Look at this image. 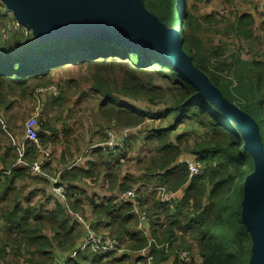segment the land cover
<instances>
[{"label": "trees", "instance_id": "16d2710c", "mask_svg": "<svg viewBox=\"0 0 264 264\" xmlns=\"http://www.w3.org/2000/svg\"><path fill=\"white\" fill-rule=\"evenodd\" d=\"M143 2L148 12L164 25L179 27L184 49L189 41L193 42L188 0ZM238 18L236 34L254 38V16L246 13ZM11 39H15L20 50H8L4 45L6 42L2 44L0 39V104L6 108L12 107V95L16 91L22 96H34L37 88L49 85V77L63 67L86 62L91 67L102 65L106 70L113 71L122 63L127 67L124 77L111 79L95 74L88 83L89 90L85 95L99 98L101 117L120 129L136 128L150 120L168 122L166 127L161 123L149 130L159 146L153 160L145 168V176L155 179L162 192L183 191L182 196L161 201L156 195L158 193L159 196V190L144 194L142 189H137L141 196V211L148 215L147 225L155 242L150 246L154 264L167 263L172 257H175L173 264H182L179 260L181 251L191 253L194 244L198 247L200 260L191 264H250L253 240L242 221V200L246 177L254 169L253 158L244 148L245 143L235 124L209 99L202 97L184 74L165 63L153 51L94 37L41 41L32 33L27 38L19 33ZM188 52L191 53L190 50ZM218 52L208 54L203 48L196 49L193 52L195 65L209 76L225 98L257 121L264 143V129H261L264 125V60H245L234 55L229 62L222 60L214 63L212 59H217ZM164 69L167 71L165 74ZM146 72L160 76L169 84L156 85L152 81H143L142 75ZM164 96H168L171 102L163 103ZM6 97H9V103L4 100ZM140 99H145L146 107L134 104ZM161 104L167 105L164 112L149 109ZM184 118L195 119L205 129V137L194 142L192 147L188 145L187 150L185 147L191 138L188 133L178 135L175 141L169 137V133ZM40 128L38 134L42 147L29 141L25 144L23 160L29 164L43 156L42 150L47 149L51 135L55 134L48 120L41 121ZM46 130L51 131L50 136L43 133ZM102 140L106 141L107 135ZM11 151L15 148L12 147ZM97 151L104 156L101 149ZM185 152L203 164L201 174L190 177L187 164L180 162ZM7 158L9 154L5 153L1 160L4 165L0 171V176H4L0 177L1 200H7L11 193L16 195L13 209L3 210L0 221L12 226L8 230L12 235L9 239L16 249L28 247V264H58L54 245L66 254H72L79 250L78 243L86 236L83 224L72 214L85 213L76 181L90 176L92 171L69 165L60 173L59 184L66 187V201L59 198L55 207L50 209L42 203L31 205L30 201L24 203L20 199L23 189L18 190L15 182L29 175V168L15 166L18 156H12L10 161ZM94 167L92 164L91 168ZM112 177L110 173V181ZM44 181L48 183L46 179ZM114 181L117 182V179ZM132 188L130 184L122 183L120 193ZM90 204L93 222L89 223L85 215L82 217L92 229L103 233L100 227L104 226L107 234H103L118 239L132 254L149 247V238L136 230L139 219L131 202H118L116 196H111L101 202L90 199ZM47 229L54 233L53 237L45 233ZM167 244L168 250L165 249ZM5 253V248H2L0 256ZM115 253L100 255L88 247L68 257L65 264H118ZM138 258L136 260L144 263L147 260L145 257Z\"/></svg>", "mask_w": 264, "mask_h": 264}, {"label": "rangeland", "instance_id": "374dc122", "mask_svg": "<svg viewBox=\"0 0 264 264\" xmlns=\"http://www.w3.org/2000/svg\"><path fill=\"white\" fill-rule=\"evenodd\" d=\"M257 1L258 0H232V5H230L224 3L223 0H214V6L218 12L220 11L219 13L221 15L226 12L224 17L228 14L227 12H230V15H236L237 13L246 10H252L257 14ZM193 2L194 0L189 1L191 9ZM0 4L5 5L2 1H0ZM177 28L179 27L177 26L176 29ZM31 33L34 36L37 35L38 39H41L42 35L39 36L40 34L38 33L34 34L32 30ZM259 34L260 32H258V35ZM15 35L19 36V34H12L11 37ZM263 37L264 33H261L258 36L259 40H257V38L253 40V42L252 40H244L241 44L234 39L229 41L224 40L222 37H215L216 40H214V46L223 41L228 45L227 55L231 56V54L234 53V50L238 49L242 57L245 59L264 60ZM8 38L5 40V46L8 47L7 49H12V51L16 49L20 50L16 47L15 39ZM189 43L190 41L188 42V46L191 47ZM185 49L188 51V47ZM212 60L216 63V61H222L223 59L218 56L217 59L213 58ZM132 66L134 65L132 64ZM100 67L103 66L97 65L95 68V66L91 67L87 65L86 62H83L81 64H72L71 67H63L56 70L53 76L49 77V80L46 79L48 80L47 84L49 85L39 87L34 96L26 95L20 97V101H17L18 104L13 111L14 116L11 120L12 129L9 128V125H7L3 118L2 127L4 126V130L0 131V171H2L4 165H2L1 160L7 150L1 152V148H15V151L13 152L8 151L10 159H12V156H18L16 145H19V143L22 144L23 141H27L25 131L26 123L29 120L33 118L37 120L38 132L41 130V121L44 120H48L51 125L57 129V133L55 134L51 135L50 133H46V135L52 136V139L49 140L46 145L47 149H45L49 153L47 161L48 168L45 170V175L47 176L35 175L32 172H30L29 175H25L24 178H21L23 185L22 183L18 185L20 189H23V193L21 194V197L20 195L19 197L25 203L27 201L26 197L32 194L30 198L31 205L42 203L48 208V205L53 203L56 198L55 195L48 193V189L51 188L50 179L52 177H58L60 173L64 172L67 167L73 165V163L77 167H82L84 169L90 168L92 171L90 176H84L76 181V184L78 185L77 192L79 197L83 200V211L85 212L79 213L83 217L85 215L89 220V223L93 222L90 199H94L96 202H101L105 197H111L106 195L110 191L109 189L112 187L115 179H117V181L122 179L123 184H130L133 187L132 189H142L144 194H150L152 190H159V196L158 193L156 194L157 199L161 201H170L163 200V192L158 188L156 180L145 176V168L153 160L159 146L158 140L156 137L151 136L149 130L156 128L157 125L161 123L166 127V123L168 122L163 120L160 123L158 120H150L136 128L125 130L105 121L101 117L99 98L92 95H85L89 90L88 83L92 80L95 74L105 75L111 79L122 78L126 74L127 67L122 63L121 67L118 66L113 69V71H108L104 67ZM158 69L161 68L158 67ZM163 73L165 74L167 71L164 69ZM142 79L145 82L152 81L156 85L169 84L168 81H164L160 76L158 77L156 74L150 72L143 74ZM62 91L65 92L63 93ZM12 96L14 97V95ZM58 99L61 101L58 102ZM4 100L9 103V97H6ZM170 102L171 100L168 96L163 97V103L168 104ZM134 104L141 108L146 107L145 99H140L139 103ZM165 107H167V105L161 104L159 107L154 106L149 109L151 111L155 109L158 112H164ZM0 109L8 110L2 104H0ZM171 122H174V120H171ZM68 129L71 131L66 132ZM261 129L263 131L264 125H261ZM109 133L112 134L111 139L115 138L118 141L125 139L123 146L116 148L118 150L116 152L114 151L115 149L112 150L105 146L107 144L106 141L102 142L103 136L107 135V140L110 138ZM185 133H188L191 136L185 150L188 149V145L192 147L195 144L194 142L205 137V129L193 118L190 120L186 118L180 120L177 128L169 133V137L172 141H175L178 135ZM38 139V146L40 147L42 141L40 142V137ZM98 149H101L104 156L97 151ZM180 158V162L195 160V157L189 152H185ZM92 164L95 165L93 169L91 168ZM110 173L113 175L111 181L107 177ZM0 177L4 178V176ZM44 179H46L48 183H46ZM49 182L50 185L47 186ZM43 187L45 194L40 189ZM178 193H180V191ZM181 194L176 195L175 193L173 198H176L177 196L180 197L182 196ZM14 197L15 196H8L7 200H1L0 198V214L3 210L12 208ZM79 213H75V216L72 214V217L79 219L77 217L78 214V216L82 218L79 219L80 223L83 224L85 231L88 233L87 227L89 226V223L85 222ZM103 228L104 226H102L101 230L107 232ZM136 230L140 231L146 238H151V231L147 223L142 225L139 224ZM48 232H50L48 229L45 230L46 234H48ZM101 234L105 235L103 233ZM9 235L10 237L12 236L11 232L8 231V225L5 222L0 221V250L5 248L6 252L4 256H0V259L5 264H28L27 259L30 257V254L27 252L28 247L25 246L16 249L13 242L10 241ZM86 236L84 239L80 240L81 244L84 243ZM182 252L184 251H181V253ZM149 253H151V247L150 249L145 250V253L134 254L130 253L129 250L123 249L121 252L115 253V257L119 259L118 264H153V261L149 262L148 259L145 260V263L144 261L139 263L136 262V257H145L148 256ZM125 255H128V257L125 258ZM190 257L191 261L181 263L191 264L192 262H199L200 258L198 256V247L196 244H194L191 250ZM120 258L122 259L121 261Z\"/></svg>", "mask_w": 264, "mask_h": 264}, {"label": "water", "instance_id": "95a60500", "mask_svg": "<svg viewBox=\"0 0 264 264\" xmlns=\"http://www.w3.org/2000/svg\"><path fill=\"white\" fill-rule=\"evenodd\" d=\"M41 41L94 37L158 54L216 105L237 127L254 169L246 177L242 221L253 247L250 264H264V143L257 121L224 97L209 76L186 53L174 26L148 12L143 0H2ZM37 36V35H36Z\"/></svg>", "mask_w": 264, "mask_h": 264}, {"label": "crops", "instance_id": "0c3cea01", "mask_svg": "<svg viewBox=\"0 0 264 264\" xmlns=\"http://www.w3.org/2000/svg\"><path fill=\"white\" fill-rule=\"evenodd\" d=\"M0 1H2V0H0ZM189 1L190 0H188V6H189L190 12L192 14L191 29L193 30V32H192V34H193V42L189 43L191 45V47L188 46V50H190L191 53L186 51V50L185 51H186V53H188V54H190L192 56H194L193 52H195L196 49L203 48L204 52L208 53V54H211L214 51H219L218 55L223 60L228 61V62L230 60H232L231 57L234 56V55H236L237 57L243 58L241 53L238 51V49H235L234 53H232L231 56L227 55L228 54L227 53V46L228 45L225 42H223V41H221L219 44L214 46V43H215L214 40H216L215 37H218V38L222 37L224 40H229V41H232L234 39L236 42L241 44V42H244V40H246V41L247 40H252V42L256 38H257V40H259L258 36L261 33H264V29L261 30L262 24L264 23V13L259 12L258 10H257V14L258 15L256 14V12L254 13V11H252V10H246V11H243L241 13H237L236 15H230V12H227L228 14L224 17L226 12L221 15L219 13L220 11L218 12V10L214 6V4H215L214 0H194V2L192 4V9H191V6L189 5ZM223 2L226 3V4L232 5V0H223ZM198 4H199V6H198ZM246 13L252 14L254 16V18H255V26H254L255 37L252 38V39L245 38L242 35L238 36L236 34V29L239 26V21H238L239 18H238V16H241V15L246 14ZM5 20H6V18L0 13V23L4 22ZM258 32H260L259 35H258ZM0 39L2 40V44L5 43V39H3L1 37H0ZM263 39H264V37H263ZM3 48L5 49V47H3ZM263 51H264V43H263ZM243 59H245V58H243ZM245 60H248V59H245ZM37 90H38V88H37ZM20 97H23L22 94L20 92L16 91V93L14 94V97H12V107L10 109L6 108V106L4 104H2L8 110L0 109V131L4 130V126L2 127L3 118L5 119L7 125H9V128L12 129L11 128V125H12L11 120H12V118L14 116L13 115V111L15 110V107L18 104L17 101H20ZM44 133H45V135H46V133H50L51 134V131L50 130L49 131L46 130V131H44ZM54 133H57V129L55 127H54ZM47 136H49V135H47ZM51 139L52 138L50 137V140ZM25 144H26V142L23 141L22 144L19 143V145H16L17 154L19 152L18 157H20V149L24 148ZM105 146L108 147V145H105ZM11 148H7L6 149L5 147H2L1 148V152H4L5 150H7V151H5V153H8V151H11ZM114 151L116 152L118 150L115 149ZM7 161H10V158H7ZM15 166L24 168L23 166L18 165L17 163H16ZM73 166H76V165L73 163ZM47 168H48V162L43 167L44 172H45V170ZM28 171H29V173L31 172L30 169H28ZM107 177H108V175H107ZM20 183H22V185H23V181H21V179H19V180H17L15 182V185L17 186L18 190H21L20 187L18 186ZM122 183H123L122 179H119L117 182L116 181L113 182V185H112V187H110V189H109L110 191L107 193L106 196H118L120 194L119 191H121ZM49 185H50V182H49V184L47 186H49ZM40 189L45 194L44 187L40 188ZM40 189H38V190H40ZM50 190H51V188L48 189V193L49 194H53L52 192H50ZM117 192H119V193H117ZM181 193H183V191H180V193H176V195H179ZM15 195H16V193H11L9 196H15ZM31 196H32V194L29 195L28 197H26V200L31 202V199H30ZM20 197H21V195H20ZM0 198H1V195H0ZM52 200H51V202H52ZM58 200H60V199L56 196V198L54 199V202H53L54 204L50 202L51 204L48 205V208L52 209L53 207H55L56 201H58ZM13 206L14 205H12L11 209H13ZM91 209H92V206H91ZM5 223H7V222H5ZM7 225H8V230H10L12 226L10 224H8V223H7ZM100 228H102V227H100ZM100 232H103V233L107 234V232H104L102 230ZM48 235L50 237H53L54 233L50 231V232H48ZM81 245L82 244H81V241H80L78 243V246H81ZM54 249H55L56 259H57L58 264H65V262L68 259V257L72 256V254H66L67 252L65 253L62 250H60L57 247L56 244L54 245ZM136 258H138V257H136ZM138 259L136 260L137 263L140 262V261H138ZM174 259L175 258L172 257V259L170 261H168L166 264H168V263H172L173 264L174 263ZM120 261H121V258H120ZM161 264H163V263H161Z\"/></svg>", "mask_w": 264, "mask_h": 264}, {"label": "built area", "instance_id": "2783aa9c", "mask_svg": "<svg viewBox=\"0 0 264 264\" xmlns=\"http://www.w3.org/2000/svg\"><path fill=\"white\" fill-rule=\"evenodd\" d=\"M258 7H256L259 11L264 13V0H258L257 1ZM0 13L3 15L5 14L6 17L8 18L5 22L0 23V37L5 39L8 38L10 39V34L14 32H19L23 35L24 38H27L30 34V30L23 25L13 14L11 10L6 8L5 6L0 4ZM128 130V129H125ZM111 133H109L110 138L106 141L108 147L110 149H116L118 147L123 146V143L125 139L122 141H118L115 138L111 139ZM25 136L26 140L29 142H32L35 144V146H38L39 142V134H38V122L35 118L29 120L26 123V131H25ZM111 139V140H110ZM24 141V142H27ZM105 142V143H106ZM25 151V145L24 148L20 149V157L17 161L18 165H21L23 167H28L31 172L35 175H40V176H47L45 175L46 173L44 172L43 167L45 164H47L49 153L46 150L43 151V156L40 157L39 159L35 160L33 163L29 164L25 160H23V154ZM181 159V158H180ZM183 163H186L190 172V177L201 174L204 170L203 164L197 162L196 160H186L182 161ZM52 181L51 184V190L55 196L60 198L63 202L66 201V187L64 185L59 184V179L58 177H52L50 179ZM163 196L164 200H170L175 196V193H167L163 190ZM140 194L137 192V189H131L128 191H125L123 193H120L118 196H116V200L118 202H131L133 204V212L138 216L139 218V224H146L148 222V215L146 212L141 211V202H140ZM75 215V214H74ZM77 217L79 219H82L80 216ZM88 233L86 232V239L84 243L79 246V250L84 251L88 247H91L92 251L98 254H106L108 252H121L124 247L120 244V241L118 239L109 237L108 235H102L101 233L95 231L91 227H87ZM154 240L152 238H149V247L143 249L139 253H145V250L150 249V246L154 244ZM162 247V246H159ZM166 250L169 249V244L166 245L165 247ZM79 250H76L72 253V256H75ZM149 253L148 256H145L146 259H148L149 262L153 261V256L150 255ZM190 252L184 251L180 253L179 255V260L181 262H189L191 261L190 257ZM0 264H5L1 259H0ZM154 264V263H153Z\"/></svg>", "mask_w": 264, "mask_h": 264}, {"label": "bare ground", "instance_id": "6f19581e", "mask_svg": "<svg viewBox=\"0 0 264 264\" xmlns=\"http://www.w3.org/2000/svg\"><path fill=\"white\" fill-rule=\"evenodd\" d=\"M1 5H3V4H1ZM3 6H5V5H3ZM6 7V6H5ZM14 14V13H13ZM3 16L6 18V19H8L7 17H6V15L5 14H3ZM31 31V30H30ZM174 32L175 33H179V30H178V28L176 29V28H174ZM31 33V32H30ZM12 34H19V32H14V33H11L10 34V37L12 36ZM189 174H190V172H189Z\"/></svg>", "mask_w": 264, "mask_h": 264}]
</instances>
